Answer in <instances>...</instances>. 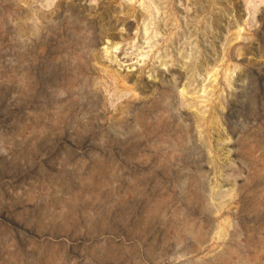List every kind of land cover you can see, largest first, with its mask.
<instances>
[{"label": "rangeland", "instance_id": "rangeland-1", "mask_svg": "<svg viewBox=\"0 0 264 264\" xmlns=\"http://www.w3.org/2000/svg\"><path fill=\"white\" fill-rule=\"evenodd\" d=\"M0 264H264V0H0Z\"/></svg>", "mask_w": 264, "mask_h": 264}, {"label": "bare ground", "instance_id": "bare-ground-1", "mask_svg": "<svg viewBox=\"0 0 264 264\" xmlns=\"http://www.w3.org/2000/svg\"><path fill=\"white\" fill-rule=\"evenodd\" d=\"M143 27H144V26H143ZM143 31H144V30H143ZM144 33H146V32H144ZM112 49H113V51H114V50H116V46H113V48H112Z\"/></svg>", "mask_w": 264, "mask_h": 264}, {"label": "water", "instance_id": "water-1", "mask_svg": "<svg viewBox=\"0 0 264 264\" xmlns=\"http://www.w3.org/2000/svg\"><path fill=\"white\" fill-rule=\"evenodd\" d=\"M181 58H186V57H185V54L182 53V54H181Z\"/></svg>", "mask_w": 264, "mask_h": 264}]
</instances>
